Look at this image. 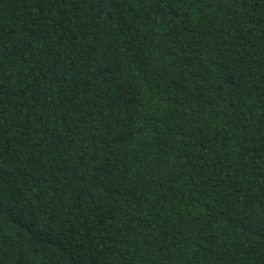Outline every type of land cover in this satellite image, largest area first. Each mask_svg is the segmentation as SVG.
Here are the masks:
<instances>
[{
    "label": "trees",
    "instance_id": "obj_1",
    "mask_svg": "<svg viewBox=\"0 0 264 264\" xmlns=\"http://www.w3.org/2000/svg\"><path fill=\"white\" fill-rule=\"evenodd\" d=\"M0 264H264V0H0Z\"/></svg>",
    "mask_w": 264,
    "mask_h": 264
}]
</instances>
